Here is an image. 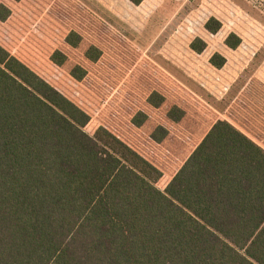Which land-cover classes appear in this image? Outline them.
<instances>
[{
    "label": "trees",
    "instance_id": "16d2710c",
    "mask_svg": "<svg viewBox=\"0 0 264 264\" xmlns=\"http://www.w3.org/2000/svg\"><path fill=\"white\" fill-rule=\"evenodd\" d=\"M0 264H264V85L222 119L76 1L0 0Z\"/></svg>",
    "mask_w": 264,
    "mask_h": 264
},
{
    "label": "rangeland",
    "instance_id": "374dc122",
    "mask_svg": "<svg viewBox=\"0 0 264 264\" xmlns=\"http://www.w3.org/2000/svg\"><path fill=\"white\" fill-rule=\"evenodd\" d=\"M74 1L222 119L252 79L264 85V0ZM212 18L216 34L204 28ZM230 34L241 40L235 50ZM196 39L207 46L201 54L190 49ZM214 54L226 60L221 69L209 63Z\"/></svg>",
    "mask_w": 264,
    "mask_h": 264
}]
</instances>
